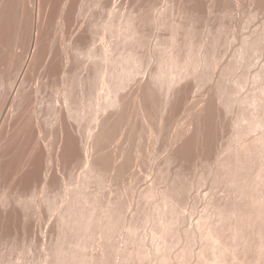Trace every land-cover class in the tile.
I'll return each mask as SVG.
<instances>
[{
	"label": "bare ground",
	"instance_id": "1",
	"mask_svg": "<svg viewBox=\"0 0 264 264\" xmlns=\"http://www.w3.org/2000/svg\"><path fill=\"white\" fill-rule=\"evenodd\" d=\"M159 1L162 2V0H0V176H6L11 172L14 177L12 175L10 186L15 187L20 196L25 192H33L37 187H40L44 196L48 188L53 187L59 179L58 177L55 179L56 173L51 174L50 166L54 157L52 154L58 153V150L53 149L52 153L51 147L39 149L41 142L38 143L37 138L33 136L36 132L34 128H41L38 114L44 111L50 119L59 124L57 132L54 133H57L61 140V148L59 157L55 155V159L59 158L65 168L73 163H80L83 168L74 184L65 185L64 182L61 183L60 178L61 185H57L58 188L61 187L62 196L61 205L53 206V210L58 208L56 223L58 231L74 230L88 232V235L97 232L103 233L108 239L117 232L116 223L123 214L122 202L118 203L119 199H116L118 202L108 199L105 203L101 200L102 197L96 192H90L87 187L91 181L99 182L100 185L105 174L112 169L116 170L115 178L122 176L132 163L133 156L126 151V159L124 157L125 160L116 164L115 156L108 152L109 149L106 152L105 148L109 147L111 141L118 135L121 125L125 121L130 122L128 119L133 106L139 120L138 132L146 133V127L151 123L160 131L159 126L162 125L158 124L161 119L159 113H162L160 109L165 99L163 101L158 99L153 84L159 83L169 90L171 84L176 83L179 78L197 70L200 62H205L206 67L213 66L219 58L221 28L209 30L205 34L195 30L192 23L197 14L204 17L206 12L209 15L214 11L219 12L221 16L229 15L234 8L231 7L232 4L236 5L239 2L181 0L182 2H179L184 19L175 22L169 18L166 4L163 8L157 5ZM247 3L250 4L249 1ZM253 3L254 11H264V0H253ZM86 9L89 10L87 15ZM160 29L168 31L167 35L156 32ZM181 33L185 34L188 41L182 49L184 55L180 58L177 37ZM263 39L264 29L244 36L220 72L224 75L234 73L239 62L249 65L251 59L260 53ZM19 47L21 49L18 51ZM153 56L156 58L157 66L149 68V61ZM138 75H142L141 80L148 79L143 81L144 84L141 81L140 89L133 93L132 83ZM244 75V82L236 79L237 88L247 81L248 75ZM253 75L263 76L264 68ZM34 77H37V82ZM42 77L45 78L44 83L39 82ZM31 80L36 82L35 85L30 84ZM261 85L256 87L260 91L264 90ZM43 88L49 89L47 96L40 95ZM212 88L211 94L208 93V98L203 100L204 103L202 102L201 106L197 103L198 108L188 112L189 125L186 120L187 126L184 125L167 140L170 150L178 160L186 159L192 152L205 151L206 155L208 151L215 152L212 144L214 139L218 141L215 136L219 134L216 132L221 116L219 109L221 102L217 87ZM244 99L246 98L240 99V104L245 101ZM229 100L233 102L237 99L230 97ZM192 101L194 103V99ZM153 108L157 110L156 113ZM146 115L154 122L148 124ZM192 116L195 118L194 122ZM73 122L77 124V133H74L75 129L73 132L70 128ZM257 122L256 120L243 125L242 131L246 133L256 128L258 130ZM152 132L148 136L153 134ZM83 137L89 141L85 143ZM253 138L255 139L254 136ZM263 138L261 134L256 136L257 141ZM216 147L218 144L214 148ZM18 149L21 154L14 153ZM247 157L246 149L238 146L232 158L224 162L220 160L221 157L218 159L219 170L216 169L219 176H227V181L230 178L229 183H232L233 188L245 195L249 194L250 188L256 193L258 185V181L251 180V183H245L246 179H241L239 171L245 165ZM187 186L189 187V184ZM165 191L159 192L163 197L161 201H164L161 206L164 203L169 207L168 202L170 201V205L172 203L171 193L167 192L170 200ZM154 194H157L155 187L150 186L144 195L150 198ZM16 202L22 204L20 198H17ZM7 203V199L2 195L0 206L4 207ZM173 205L174 203L171 206ZM2 207L0 237L7 230L11 219V214H5V208ZM102 210L104 215L100 213ZM3 234L6 235V232ZM1 244L3 243L0 240V264L3 262ZM80 247L84 248L85 244H81ZM262 260L260 264H264V257Z\"/></svg>",
	"mask_w": 264,
	"mask_h": 264
},
{
	"label": "rangeland",
	"instance_id": "2",
	"mask_svg": "<svg viewBox=\"0 0 264 264\" xmlns=\"http://www.w3.org/2000/svg\"><path fill=\"white\" fill-rule=\"evenodd\" d=\"M179 1L181 0H162L157 5L163 8L166 4L169 18L178 22L184 19L180 8L182 1ZM238 1L236 5L233 3L235 6L232 4L231 7L234 8L229 15L221 16L216 11L209 15L206 12V15H202L208 17L207 19L197 14L192 23L195 30L205 34L209 30L221 28L223 45L219 46V58L213 66L206 67L205 62H200L197 70L179 78L176 83L171 84L169 90L159 83L153 84L158 99L161 101L165 99L162 107L166 106V109L161 107L162 113H159L161 119L158 124L162 125V127L158 125L160 131L146 115V122L151 124L146 127V133L138 132L139 120L133 106L134 109L133 107L130 109L133 118L129 116L130 122L125 121L121 125L118 135L111 141L110 146L105 148L106 152L109 149L108 152L115 156L116 164L125 160L127 154L133 156L127 172L119 176L121 179L115 178L116 170L112 169L113 171L107 172L110 174H105L100 185L99 182L91 181L87 187L90 192H96L102 197L101 200L105 203L108 199L114 200L112 202H118L116 199H119L118 203L122 202L123 214L116 223L117 232L109 239L104 237L103 233L97 232L88 235V232L74 230L58 231L56 227L58 208L53 210V206L61 205L62 196L61 187L58 188L57 185H61L60 178L61 183L64 182L65 185L74 184L83 168L80 163H73L68 169L59 158L55 159L61 148V140L58 134L54 133L57 132L59 124L50 119L44 111L38 114L41 128H34L36 135L34 133L33 136L37 138L38 143L41 142L39 149L51 147L52 153L53 149L58 150V153L52 154L54 160L52 159L50 166L51 174L56 173L55 179H59L56 181L57 184L55 182L53 187H50L51 189L48 188L44 196L40 187L20 196L17 189L10 186L14 175L9 172L6 176L3 175L4 177L0 176V200L4 195L8 202L6 206L0 208H5V214H11L10 225L5 230L6 235L3 232L1 236L3 238L0 239L3 243L2 264H260L263 261L264 138L257 141L256 136L257 134L264 136V90L260 91L256 87H259L260 83L264 87V75L261 78L253 74L264 68V39L260 53L251 59L249 65L239 62L234 73L224 75L220 71L244 36L264 29V11H254L253 0ZM88 11L85 14H88ZM162 30L156 32L167 35L168 31ZM177 40L181 58L184 55L182 49L188 38L181 33ZM151 48L153 50L154 46ZM17 49L19 51L21 48ZM156 66V58L153 56L149 61V68ZM244 74L248 75L247 81L237 88L236 79L244 82ZM138 76L132 83L134 86L131 87V92L139 90L145 83L143 81L148 79L141 80L142 75ZM253 76L261 79L255 81ZM36 78L34 77V80ZM42 78L40 83L45 80ZM34 80H31L30 84L35 85L38 80L36 79V82ZM213 86L217 87L221 102L219 107L221 116L216 132L219 134L215 136L218 141L214 139L212 144L214 147L218 144L217 151L213 147L215 154L208 150L206 151L211 153L210 155L208 152L206 155L205 151L192 152L186 159L180 161L170 150L167 140L174 132H178L184 125L187 126L188 112L204 103L203 100L208 98V93L211 94ZM43 89L42 94L41 92L39 94L47 96L49 89ZM230 97L237 100L232 102L229 100ZM243 98L246 99L240 104V99ZM154 108L153 111L156 113L157 110ZM192 120L195 121L194 116ZM256 120L258 130L256 128L246 133L242 131L243 125ZM76 127L77 124L74 122L70 126L73 132L75 129L74 133L78 131ZM39 129L41 130L37 131ZM151 131H153L151 135L155 133L157 136H148ZM35 138L33 137L34 140ZM83 141L86 143L89 140L84 138ZM238 146L245 148L248 156L245 165L239 171L241 179H246L245 183H251V180L258 181L256 193L250 188L248 195L242 194L229 183L230 178L227 181V176L223 175L225 178L219 176L216 171L219 170L218 159L221 157L220 160L224 162L232 158ZM216 152H219V155ZM14 153L21 154L19 149ZM188 184L192 187L189 188ZM150 186L155 187L157 194L149 198L144 194ZM162 190L165 193L170 191L172 200L167 194L174 203L173 206L172 203L170 205V201L169 207L164 203L161 206L164 201H161L163 197L159 192ZM17 198L21 199V205L17 204ZM104 210L100 212L101 215L105 214ZM83 243L85 247L81 248L80 245Z\"/></svg>",
	"mask_w": 264,
	"mask_h": 264
}]
</instances>
